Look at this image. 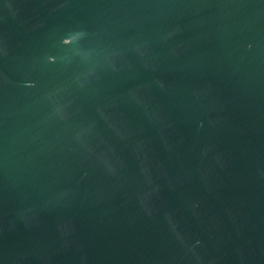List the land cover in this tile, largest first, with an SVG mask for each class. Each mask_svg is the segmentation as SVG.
Segmentation results:
<instances>
[{"label":"water","instance_id":"1","mask_svg":"<svg viewBox=\"0 0 264 264\" xmlns=\"http://www.w3.org/2000/svg\"><path fill=\"white\" fill-rule=\"evenodd\" d=\"M0 264H264V0H0Z\"/></svg>","mask_w":264,"mask_h":264}]
</instances>
